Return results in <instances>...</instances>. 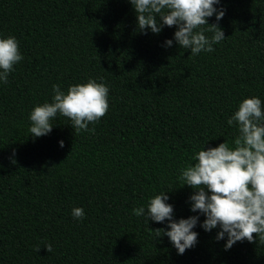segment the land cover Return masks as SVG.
Segmentation results:
<instances>
[{"label":"trees","instance_id":"obj_1","mask_svg":"<svg viewBox=\"0 0 264 264\" xmlns=\"http://www.w3.org/2000/svg\"><path fill=\"white\" fill-rule=\"evenodd\" d=\"M214 7L225 14L208 22L225 39L192 56L175 26L137 30L129 0H0V38L15 37L23 56L0 82V264H264L258 238L225 250L219 229L199 222L196 245L178 254L152 230L167 222L132 212L166 191L174 219L202 222L181 168L194 149L231 144L238 129L227 119L242 98L264 106V0ZM89 77L109 88L95 132L75 133L57 114L50 133L33 137V106L51 102L54 84L66 91Z\"/></svg>","mask_w":264,"mask_h":264},{"label":"clouds","instance_id":"obj_2","mask_svg":"<svg viewBox=\"0 0 264 264\" xmlns=\"http://www.w3.org/2000/svg\"><path fill=\"white\" fill-rule=\"evenodd\" d=\"M136 14V27L140 32H161L164 26L176 30L173 38L180 48L190 49L192 56L213 52L214 44L225 39L218 23L209 24L215 15L218 22L224 9L214 5L220 0H129ZM207 26V27H204ZM205 32L212 35L206 36ZM172 39L164 44L171 46ZM23 56L15 37L0 38V82L7 83L8 75ZM89 77L85 82L69 84L66 91L60 85L52 86L51 102L33 106L29 113V133L33 137L47 135L52 130L51 121L60 114L71 121L75 133L95 132V125L109 108V88L103 78ZM236 126L238 134L229 142H222L207 149H194L190 160L180 170V187L187 185L193 192L189 196L190 211L202 214L187 218H173V206L167 201L166 191L148 197L146 205L135 207L136 216H144L157 223L167 222L166 228L152 229L156 238L167 236L178 254L193 248L198 233L193 231L200 223L205 231L218 228L215 239L226 237L224 248L230 249L236 242L247 240L264 244V106L256 97H244L237 109L227 119ZM63 147V141H59ZM15 163V160H12ZM75 219L85 215L83 208L73 207ZM47 252L53 247L44 244ZM40 248L37 245L34 251Z\"/></svg>","mask_w":264,"mask_h":264}]
</instances>
